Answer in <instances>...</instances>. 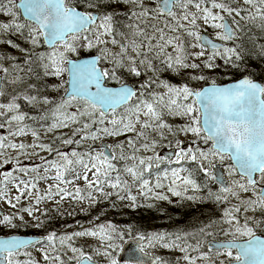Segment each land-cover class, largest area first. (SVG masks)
I'll use <instances>...</instances> for the list:
<instances>
[{"label": "snow or ice", "instance_id": "snow-or-ice-1", "mask_svg": "<svg viewBox=\"0 0 264 264\" xmlns=\"http://www.w3.org/2000/svg\"><path fill=\"white\" fill-rule=\"evenodd\" d=\"M0 205V264H264V0H0Z\"/></svg>", "mask_w": 264, "mask_h": 264}, {"label": "trees", "instance_id": "trees-1", "mask_svg": "<svg viewBox=\"0 0 264 264\" xmlns=\"http://www.w3.org/2000/svg\"><path fill=\"white\" fill-rule=\"evenodd\" d=\"M254 71L257 72V78H259V70H260V63H253L252 65ZM223 79H227V77H224ZM108 207L107 202L104 204L98 205L95 209L92 210V216H95L97 213L101 212L102 210L106 209ZM122 210H110L107 212L105 216L102 217V219H108L112 222L118 224V225H126L129 223H135L137 225H143L145 229L149 227V221L150 218L154 219H160V216H167L162 215L159 213H156L154 209L147 210V209H137L135 211L129 210L127 208H123L121 206ZM180 214V217H183L184 215H187L189 210H178L176 211ZM52 218V222L50 227L60 228L63 224L66 223L63 217L58 216L57 214L49 215ZM173 219H178V215L175 214L171 215ZM86 219H89L90 217H86ZM187 218V217H186ZM179 220V219H178ZM180 220H183L182 218Z\"/></svg>", "mask_w": 264, "mask_h": 264}, {"label": "flooded vegetation", "instance_id": "flooded-vegetation-1", "mask_svg": "<svg viewBox=\"0 0 264 264\" xmlns=\"http://www.w3.org/2000/svg\"><path fill=\"white\" fill-rule=\"evenodd\" d=\"M203 209L210 213L213 206L210 205V204H203ZM162 207L164 209L167 210L168 213H170L171 215H174V212L176 215H178V219H172V220H169L168 219V216H160V219H154V218H150V221H149V227L147 229H145V227L143 225H139L143 230H146V231H150V230H154V229H160V230H164V229H170L172 226L174 225H184L185 223H188V222H195V220L197 219V217L194 216L193 214V211L192 209L194 207H196V205H192V204H185L183 206H180V207H177L175 205H162ZM149 210V209H147ZM155 210V209H154ZM178 210H182V211H185V210H189L188 214L187 215H184L183 217H180V214L177 213L176 211ZM203 210V211H204ZM68 212H72V211H64L65 215L63 216L64 220L66 221L65 224H72V225H75L76 224V221H80L81 222V219L80 217L78 216L77 214V211L74 210V215L69 217L67 215ZM156 213H159L155 210ZM207 213V214H208ZM161 214V213H159ZM207 214L204 213V216L202 218H199L200 220H203L206 218ZM166 215V214H165ZM187 217V218H186ZM183 219V220H180V219ZM63 224V225H65ZM62 225V226H63ZM62 226L60 228H62ZM86 227L88 226V224L86 223L85 225ZM60 228H57V229H60ZM31 230H34V231H37V233L35 234H42V232L40 230H36V229H31ZM72 229H68V231H71Z\"/></svg>", "mask_w": 264, "mask_h": 264}, {"label": "rangeland", "instance_id": "rangeland-1", "mask_svg": "<svg viewBox=\"0 0 264 264\" xmlns=\"http://www.w3.org/2000/svg\"><path fill=\"white\" fill-rule=\"evenodd\" d=\"M181 138L183 139V137H181ZM42 155H47V154L46 153H42ZM40 163H41V161L39 160L38 157H35V158L31 159V160H25L26 166H27V164H31L32 166H36V165H38ZM50 183H54V181H51V180H49V181H40L38 187L40 188V190H44L47 187V185L50 184ZM57 199H58V197H57ZM40 207H41V209H45L46 208V209H49L51 212H54V211H56L55 209H56L57 205L54 202L49 201V202H46V203H42L40 205ZM0 208L3 209L4 211H9V209L7 208L6 205H0ZM60 210L62 212H64V211H73V210H76L77 212H80L79 205H75V208H74V202H72L70 200L64 201L62 203V205L60 206ZM106 220H108V219H106ZM81 242H83V241H81Z\"/></svg>", "mask_w": 264, "mask_h": 264}, {"label": "bare ground", "instance_id": "bare-ground-1", "mask_svg": "<svg viewBox=\"0 0 264 264\" xmlns=\"http://www.w3.org/2000/svg\"><path fill=\"white\" fill-rule=\"evenodd\" d=\"M163 205H166V203H164ZM140 209H145V208H140ZM203 210L204 209H203V206L202 205H196V207H194L192 209L194 216L197 217V218H202L204 216V213L205 214L208 213L205 210L204 211Z\"/></svg>", "mask_w": 264, "mask_h": 264}, {"label": "water", "instance_id": "water-1", "mask_svg": "<svg viewBox=\"0 0 264 264\" xmlns=\"http://www.w3.org/2000/svg\"><path fill=\"white\" fill-rule=\"evenodd\" d=\"M170 151H171V149L168 150V151H164V154H168ZM124 247H125L126 251L123 252V253H121V256H122L124 259H127V252L130 250V249H129V245H128V243H127Z\"/></svg>", "mask_w": 264, "mask_h": 264}]
</instances>
